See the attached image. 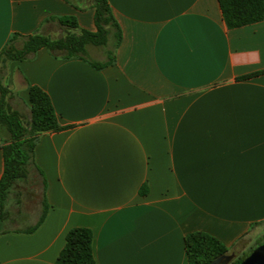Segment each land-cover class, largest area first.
Listing matches in <instances>:
<instances>
[{"label": "crops", "instance_id": "0c3cea01", "mask_svg": "<svg viewBox=\"0 0 264 264\" xmlns=\"http://www.w3.org/2000/svg\"><path fill=\"white\" fill-rule=\"evenodd\" d=\"M107 2L110 63L44 47L5 62L20 106L38 86L62 128L34 145L44 217L0 233V264H57L73 227L91 230L96 264H188L196 231L247 252L264 230V17L229 28L218 0ZM64 16L96 29L92 5L0 0V50Z\"/></svg>", "mask_w": 264, "mask_h": 264}, {"label": "trees", "instance_id": "16d2710c", "mask_svg": "<svg viewBox=\"0 0 264 264\" xmlns=\"http://www.w3.org/2000/svg\"><path fill=\"white\" fill-rule=\"evenodd\" d=\"M218 2L223 19L229 28L251 24L264 17V0H218ZM92 6L94 8L95 31L79 29L74 16H64L58 19V22L68 29V33L64 37L51 38L39 32L29 35L15 33L0 50V60L26 59L43 47L54 56L85 58L84 45L87 43L104 44L108 34L106 27H110V25L113 27L114 50L120 39V30L110 6L107 0H93ZM112 55L104 62L91 61V63L95 67H102L112 61ZM7 93L12 92H9L0 82V122L6 127L9 135L8 141L1 145L3 172L0 177V233L3 231L1 223L6 216L4 204L9 190L22 175L26 174L29 165H33V150L38 134L62 128L58 124L48 95L38 86H29L30 124L28 130L16 110L6 106L4 97ZM45 206L44 203L41 216L28 231L33 230L42 221L46 210ZM262 242L264 241L254 244L230 264H238ZM184 246L188 264H209L214 259L229 254V249L217 238L201 231L187 234L184 237ZM56 262L57 264H96L92 252L91 230L86 227L69 229Z\"/></svg>", "mask_w": 264, "mask_h": 264}, {"label": "rangeland", "instance_id": "374dc122", "mask_svg": "<svg viewBox=\"0 0 264 264\" xmlns=\"http://www.w3.org/2000/svg\"><path fill=\"white\" fill-rule=\"evenodd\" d=\"M71 2L77 3L81 6L93 5V0H71ZM108 34L105 38V43L100 45H92L87 43L84 45V55L93 61L97 59L105 58V61L111 56L113 51V27H106ZM66 26L60 23L46 24L41 32L51 38L64 37L68 32ZM7 60H0V82L5 73ZM99 62V61H97ZM13 93L6 94L4 99L6 100V106L10 109L16 110L22 123L26 126L27 130L30 124V111L25 107L20 106L19 100L15 99ZM1 99V94H0ZM4 100V101H5ZM4 106V105H3ZM0 131L9 137L6 127L0 122ZM43 196L42 185L33 170L32 165H29L25 175H22L20 179L15 182V185L9 190L7 199L4 204V210L6 213L5 218L2 220L1 228L6 230L7 228H20L25 229L31 227L41 216L43 212ZM258 241H264V230ZM230 254V253H229ZM233 257L226 264H230L237 256L241 254H232Z\"/></svg>", "mask_w": 264, "mask_h": 264}, {"label": "water", "instance_id": "95a60500", "mask_svg": "<svg viewBox=\"0 0 264 264\" xmlns=\"http://www.w3.org/2000/svg\"><path fill=\"white\" fill-rule=\"evenodd\" d=\"M232 257V254H225L214 259L209 264H226ZM238 264H264V242L253 248Z\"/></svg>", "mask_w": 264, "mask_h": 264}]
</instances>
